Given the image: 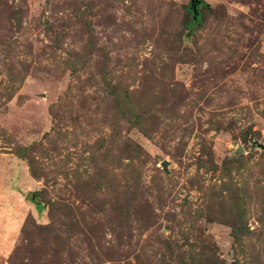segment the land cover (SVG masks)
Segmentation results:
<instances>
[{
  "label": "rangeland",
  "instance_id": "374dc122",
  "mask_svg": "<svg viewBox=\"0 0 264 264\" xmlns=\"http://www.w3.org/2000/svg\"><path fill=\"white\" fill-rule=\"evenodd\" d=\"M198 1L0 0V264H264V0Z\"/></svg>",
  "mask_w": 264,
  "mask_h": 264
},
{
  "label": "trees",
  "instance_id": "16d2710c",
  "mask_svg": "<svg viewBox=\"0 0 264 264\" xmlns=\"http://www.w3.org/2000/svg\"><path fill=\"white\" fill-rule=\"evenodd\" d=\"M186 12H187V14L190 17L189 24L187 25V28L190 29L197 22V20H198L197 14L198 13H197V11L195 9V14H193L192 10L188 6L186 8ZM193 17H194V19H193Z\"/></svg>",
  "mask_w": 264,
  "mask_h": 264
},
{
  "label": "water",
  "instance_id": "95a60500",
  "mask_svg": "<svg viewBox=\"0 0 264 264\" xmlns=\"http://www.w3.org/2000/svg\"><path fill=\"white\" fill-rule=\"evenodd\" d=\"M198 2H199L198 0H188V7L192 10L193 14H195V7L198 4ZM193 19H194V17H193ZM260 148L264 150V147L261 146ZM160 167L162 169H165V162L164 161L160 163Z\"/></svg>",
  "mask_w": 264,
  "mask_h": 264
}]
</instances>
